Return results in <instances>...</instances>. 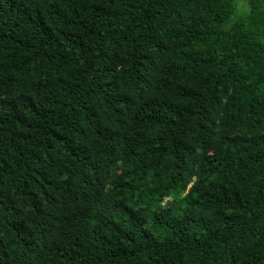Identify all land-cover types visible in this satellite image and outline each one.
<instances>
[{
    "label": "trees",
    "instance_id": "obj_1",
    "mask_svg": "<svg viewBox=\"0 0 264 264\" xmlns=\"http://www.w3.org/2000/svg\"><path fill=\"white\" fill-rule=\"evenodd\" d=\"M0 264H264V0H0Z\"/></svg>",
    "mask_w": 264,
    "mask_h": 264
}]
</instances>
